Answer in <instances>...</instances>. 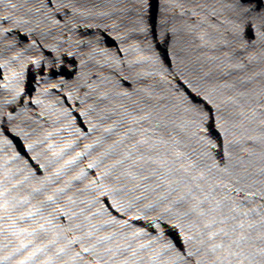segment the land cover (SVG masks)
Wrapping results in <instances>:
<instances>
[{"label":"water","instance_id":"1","mask_svg":"<svg viewBox=\"0 0 264 264\" xmlns=\"http://www.w3.org/2000/svg\"><path fill=\"white\" fill-rule=\"evenodd\" d=\"M0 264H264V0H0Z\"/></svg>","mask_w":264,"mask_h":264}]
</instances>
